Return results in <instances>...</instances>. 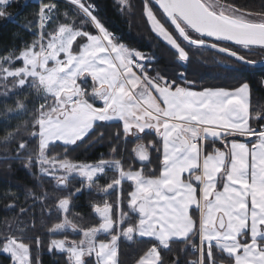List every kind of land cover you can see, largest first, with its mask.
Instances as JSON below:
<instances>
[{
    "label": "snow or ice",
    "instance_id": "obj_1",
    "mask_svg": "<svg viewBox=\"0 0 264 264\" xmlns=\"http://www.w3.org/2000/svg\"><path fill=\"white\" fill-rule=\"evenodd\" d=\"M15 2L0 0V18L12 19L8 8ZM116 2L122 15L133 12L132 0ZM65 4V10L54 0L39 4L35 21L23 26L34 29L31 42L0 56V96L36 93L27 131L37 148L29 152L21 141L6 157L36 181L27 189L31 203L9 206L18 221L39 217L49 234L48 252L65 255L66 264H121L122 239L150 245L134 264H264V127L257 126L264 125V106L250 109L251 88L243 80L196 90L188 71L197 55L209 53L211 63L230 74L264 63L250 58L264 53V0L258 11L235 0H141L149 30L173 56L172 71H150L159 58L122 43L96 0ZM30 104L23 97L15 107L27 112ZM113 122L119 125L111 135L110 159L76 163L49 156L55 142L65 151L103 143L104 128ZM129 137L136 158L146 162L140 169L125 168L116 155L126 150ZM108 170L114 174L101 186ZM76 177L80 186L69 190ZM45 179L54 181L53 191L45 189ZM56 189L67 195L54 197ZM93 189L105 193L93 208L99 223L79 225L69 219L72 198ZM112 194L116 200L109 203ZM50 205L62 219L47 226ZM29 226L35 231V224ZM18 229L20 235L0 233V253L10 264H42L33 254L44 244L39 233L26 239L25 226L18 222ZM69 229L82 238L69 240ZM101 234L107 239H98ZM174 244L196 259L182 260L177 253L165 261L162 250L170 252Z\"/></svg>",
    "mask_w": 264,
    "mask_h": 264
},
{
    "label": "trees",
    "instance_id": "obj_2",
    "mask_svg": "<svg viewBox=\"0 0 264 264\" xmlns=\"http://www.w3.org/2000/svg\"><path fill=\"white\" fill-rule=\"evenodd\" d=\"M231 2V0H219L221 5H225ZM238 4H246L249 7L259 10L262 0H235ZM26 3V6H25ZM99 5L100 14L108 26V28L116 34L122 43L126 46L137 49L144 54H155L159 59L156 64L150 66V71L154 68H168L169 71L173 70L174 60L172 54L167 50L166 46L162 42L157 41V38L149 30L143 16L141 15V0H132L134 10L131 14H121L118 11L119 5L116 0H96ZM61 10L67 8L66 4L57 3ZM38 10V5L31 3L28 0H16L11 7L8 8V13L12 19L0 18V56L6 54L7 51H11L15 48L22 47L21 41L31 42L33 38L34 29L29 28L27 31L24 29V25L30 24L35 21V13ZM254 60H264V53L256 52L255 55L250 57ZM213 57L212 54H205L203 56L197 55L196 61L188 69L191 79L197 81L196 90L203 87H234L241 80L249 83L252 96H251V109H259L264 106V69H247L242 74L235 73L230 74L223 71L218 66L211 63ZM200 61H207L208 63H199ZM183 70V69H180ZM90 83V82H89ZM21 97L9 96L5 98L0 96V233L8 232L9 234L20 235L18 229V222L23 224L26 229L25 238H31L39 233L44 244L39 251H34V255L38 256L42 264H66V257L63 254L52 255L47 250L49 234L47 227H41L39 217L32 220L31 217H24L22 221H18V213L9 207L12 204L24 205L26 202L31 203L30 199L26 201L27 189L32 187L36 181L32 176L24 170L19 161L13 159H6V157H12L14 150L21 141H27V151L35 152L37 143L27 131L28 122L32 119V108L36 103L35 90H19ZM23 97L27 98V101H31L28 111L18 109L15 107L17 99ZM6 108H11V111H6ZM119 122H113V125L104 128L106 136L103 143L95 145H87L77 148L76 150L65 151L64 146L61 143L55 148L50 146L49 156L55 157L57 160L61 157H66L76 163H96L101 157L110 159V144L113 142L111 139L112 133L118 130ZM263 127L264 125H257ZM6 136H10L8 140H5ZM153 137H146L142 143L148 144L149 140ZM243 139V138H241ZM219 147V145H217ZM135 142L133 138L129 137V143L126 146V150L116 153L125 168L131 165L134 169H140L143 167L140 164L133 152ZM152 163L150 167L155 169L157 167V161L155 154L151 155ZM9 165H11V171H8ZM144 171H148V168H144ZM114 173L112 170L108 171L107 177H101L99 184L101 186L106 185L109 182V178ZM81 184L80 178L76 177L69 185V190L74 187H79ZM45 189L50 192L53 191L54 181L45 179ZM125 193L130 190V183L125 182L123 185ZM38 191V190H37ZM18 196L19 199H14L13 195ZM67 195L66 191L56 189L53 192V196L63 197ZM105 197V193L98 192L93 189L92 191L85 190L79 196V198L73 197L70 205L69 219L74 220L79 225L87 226L89 224L95 226L99 223L98 216L94 213V205L101 203L102 198ZM116 195L112 194L108 197L109 203H114ZM53 209L50 216H45L44 223L47 226H52L55 222L62 219L60 213L55 211V206L50 205ZM124 211H127V207H124ZM39 213V209L37 208ZM114 214L118 215V210L113 209ZM35 224V231L29 226V224ZM67 238L69 240H78L82 238V233L79 231L72 232L67 231ZM55 238H62V234H56ZM98 239H107L106 236L101 234ZM150 245L148 243H138L134 241H126L122 239L119 242L120 261L121 264H134V261L141 256L144 251ZM182 245L174 244L172 251L162 250V256L165 261H171L177 253H180L182 260L191 261L195 259V254L189 250L187 253L181 251ZM0 264H10V259L0 253Z\"/></svg>",
    "mask_w": 264,
    "mask_h": 264
},
{
    "label": "water",
    "instance_id": "obj_3",
    "mask_svg": "<svg viewBox=\"0 0 264 264\" xmlns=\"http://www.w3.org/2000/svg\"><path fill=\"white\" fill-rule=\"evenodd\" d=\"M248 69H254V70H258V69H264V63L261 64H257L255 67L252 68H248ZM139 161V160H138ZM140 162V161H139ZM140 163H146V162H140ZM69 231H72L71 229H69ZM73 232V231H72ZM76 232V231H75Z\"/></svg>",
    "mask_w": 264,
    "mask_h": 264
},
{
    "label": "built area",
    "instance_id": "obj_4",
    "mask_svg": "<svg viewBox=\"0 0 264 264\" xmlns=\"http://www.w3.org/2000/svg\"><path fill=\"white\" fill-rule=\"evenodd\" d=\"M32 2H35V0H30ZM47 0H38L36 3L41 4V3H45ZM55 3L61 2V3H65V0H54Z\"/></svg>",
    "mask_w": 264,
    "mask_h": 264
},
{
    "label": "rangeland",
    "instance_id": "obj_5",
    "mask_svg": "<svg viewBox=\"0 0 264 264\" xmlns=\"http://www.w3.org/2000/svg\"><path fill=\"white\" fill-rule=\"evenodd\" d=\"M38 0H35V2H37ZM56 143H61L62 144V142H55V144ZM109 171V170H108ZM79 178V177H78ZM3 254V253H2ZM5 255V254H4ZM86 259H89V258H86ZM195 259H196V257H195Z\"/></svg>",
    "mask_w": 264,
    "mask_h": 264
},
{
    "label": "crops",
    "instance_id": "obj_6",
    "mask_svg": "<svg viewBox=\"0 0 264 264\" xmlns=\"http://www.w3.org/2000/svg\"><path fill=\"white\" fill-rule=\"evenodd\" d=\"M251 93H252V91H251ZM251 96H252V94H251ZM251 96H250V109H251Z\"/></svg>",
    "mask_w": 264,
    "mask_h": 264
},
{
    "label": "flooded vegetation",
    "instance_id": "obj_7",
    "mask_svg": "<svg viewBox=\"0 0 264 264\" xmlns=\"http://www.w3.org/2000/svg\"><path fill=\"white\" fill-rule=\"evenodd\" d=\"M137 159V161H138V158H136ZM139 162V161H138ZM140 163V162H139ZM140 164H142V165H144L143 163H140Z\"/></svg>",
    "mask_w": 264,
    "mask_h": 264
},
{
    "label": "bare ground",
    "instance_id": "obj_8",
    "mask_svg": "<svg viewBox=\"0 0 264 264\" xmlns=\"http://www.w3.org/2000/svg\"><path fill=\"white\" fill-rule=\"evenodd\" d=\"M130 242V241H129Z\"/></svg>",
    "mask_w": 264,
    "mask_h": 264
}]
</instances>
